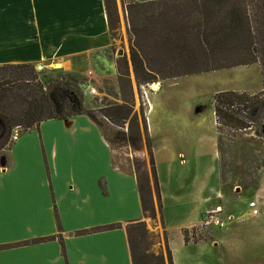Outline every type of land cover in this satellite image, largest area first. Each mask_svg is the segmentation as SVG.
I'll use <instances>...</instances> for the list:
<instances>
[{"label":"crops","instance_id":"1","mask_svg":"<svg viewBox=\"0 0 264 264\" xmlns=\"http://www.w3.org/2000/svg\"><path fill=\"white\" fill-rule=\"evenodd\" d=\"M114 44L105 0H0V65L84 71L79 79L102 82L113 71L118 76ZM246 66L262 73L259 63ZM150 105L151 143L158 103ZM179 141L162 172L160 150L152 147L173 264H264V198L257 195L259 214L248 206L251 199L235 216L240 196L220 186L218 132L208 150L188 136ZM216 208L226 225L202 227ZM145 217L138 176L114 163L112 147L87 114L44 120L0 152V264H133L127 227Z\"/></svg>","mask_w":264,"mask_h":264},{"label":"rangeland","instance_id":"2","mask_svg":"<svg viewBox=\"0 0 264 264\" xmlns=\"http://www.w3.org/2000/svg\"><path fill=\"white\" fill-rule=\"evenodd\" d=\"M194 2L199 3L196 5ZM201 2L207 1L171 0L151 6L148 13H140L138 10L130 13L126 8L127 0H111L110 17L114 27L115 44L110 56L117 61V79L113 71L111 76L108 74L102 82L98 80L94 82L87 75L88 79L83 80L82 84L86 96V109L91 112L93 119L112 147L114 163L122 170L138 176L147 210L143 220L144 227L131 231L136 252L154 254V256L162 255L164 264H169L168 235L161 223L162 204H158V186L152 162L154 159L148 147L146 130L148 105L146 99L142 97L139 85L141 83L131 62V49L135 47L139 52L144 61L146 73L154 71L158 74L155 82H152V78L141 73V80L148 78L151 81L143 82L149 84L146 88L147 97L151 103H158L151 116L155 129L152 147L155 146L157 150H160L158 151V170L161 172L166 171L164 165L169 157V150L177 151L176 148L183 146L180 145L181 138L188 136L189 139L195 140L196 146L197 144L200 147L206 145V150L210 148L212 136L215 132L217 133L215 113L211 105L216 93L242 92V89H254L257 93L264 87L261 70L254 66H236L203 72L204 68L209 66L238 61L242 59V55L236 50H224L222 54L210 53L209 55H213L211 58L194 53L192 47L197 49V45L190 44L193 42L192 34L195 32L191 18L193 16L200 18L201 14L206 13L207 10ZM218 8L216 7V10ZM170 34L172 35L169 36ZM186 37L189 38V42L184 40ZM34 70L39 73L38 78L43 79L44 73L49 75L55 68L38 65L34 67ZM187 71L194 74L167 79L161 83V79L169 74ZM84 73L83 71L74 74L83 79ZM121 74H124L126 78L120 80ZM22 75H27L26 79L31 76L30 73L24 72ZM92 87L96 89L94 94L90 91ZM10 88L12 91L9 92V96L15 104L14 112L17 116L26 93L18 87ZM122 104L131 111L126 119H122L126 117L124 111L118 109ZM150 109H152L151 105ZM106 113L111 114L106 117L104 115ZM255 130L256 128L232 133L236 135L235 139L232 137L234 141H230L228 135L223 136L225 143L232 144L230 152L225 155L226 171L231 170L230 165L233 167L249 165V169H245L246 172L257 174L260 172L258 187L253 189L245 186L250 183V178L245 177L246 174L229 176L225 182H222L218 164L220 186L225 195L239 194L240 196L234 201L235 216L247 211V203L251 199L257 202L261 210L257 195L264 198V126L263 137ZM22 132V128L16 127L14 134L20 135ZM2 138L3 132H0V141ZM208 159L210 160L211 157L208 156ZM151 258L146 264H159L157 259Z\"/></svg>","mask_w":264,"mask_h":264},{"label":"trees","instance_id":"3","mask_svg":"<svg viewBox=\"0 0 264 264\" xmlns=\"http://www.w3.org/2000/svg\"><path fill=\"white\" fill-rule=\"evenodd\" d=\"M170 1L171 0L138 2L135 0H127L128 4H126V8L130 13L135 10H138L140 13H148L151 6ZM204 1L207 2H201V5L207 10L206 13L201 14L200 18H196L195 16L191 18L195 32L192 34L193 42L190 44L197 45V49L191 46L194 53L198 56L203 54L207 58H211L213 55H209L210 53L214 54L215 52H219L222 54L221 52L224 50H236L242 55V59L225 65L218 64L216 66H209L204 68L203 72L259 63L262 67V75L264 78V0ZM105 2L110 17L111 0H105ZM194 3L198 5L199 2ZM216 7L219 8L216 10ZM110 27L112 36L115 38L111 17ZM171 35L172 34L169 36ZM185 39L189 42V38L186 37L184 40ZM131 62L137 78L139 79L138 81L141 83L139 84L140 87L148 85V83L143 82H151L148 78L141 80V73L146 74L152 78V82H155L158 74L154 71L145 72L144 61L135 47L131 49ZM34 67L35 66L31 64L0 65V132H3V138L0 141V152L5 150L8 146L9 149L12 145V141L16 135L14 134L16 127H20L23 131H27L39 126L42 121L47 119H62L80 114H87L93 118L91 112L88 111L85 106L86 96L82 88V84L84 83L83 80H80L74 74L62 69H55L50 72L49 75L40 72V74H43V79H39V73L35 72ZM23 72L27 74L30 73L31 76L26 79L25 77H27V75H22ZM190 74H194V72H177L169 74L161 80L178 78ZM124 78H126V76L121 74L120 80ZM18 82H21V84H17ZM10 87H18L19 89H23L26 93V96L23 98L21 110H19L17 116H15L16 112H14L15 104L10 100L9 96V92L12 91ZM211 105L214 109L217 124L218 164L222 182H225L229 176L236 177L239 174H246L247 176L245 177L250 178V183L245 186L256 189L260 180V172L258 174L246 172L245 169H249V165H242L241 167H233V165H230L232 167H230L231 170H225V167H227L224 163L225 155L230 152L232 144L225 143L223 136L228 135L230 136V141H234L236 135H232V133L235 134L247 129L256 128L255 131L259 132L260 136L263 137L264 87L261 91L253 94L238 91L216 93L213 96ZM118 109L124 111L126 115V117H122V119H126L131 112L124 104L120 105ZM110 114L111 113H106L104 115L108 117ZM226 145H228V147H225ZM148 147L151 157L154 159L149 139ZM152 162L154 165V160ZM157 186L159 188L158 181ZM142 203L144 212H146L147 206L143 197ZM112 227H114V225L109 226V228ZM143 227V221L132 223L127 227L133 264H146L147 260L149 261L151 257V259H157L159 264H162V262L164 264L162 255L154 256V254H139L136 252L131 237V231ZM168 262L169 264H173L170 250L168 253Z\"/></svg>","mask_w":264,"mask_h":264},{"label":"built area","instance_id":"4","mask_svg":"<svg viewBox=\"0 0 264 264\" xmlns=\"http://www.w3.org/2000/svg\"><path fill=\"white\" fill-rule=\"evenodd\" d=\"M91 73V72H90ZM149 86L146 85V86H141V91H142V97L143 99H146V102H147V105H148V109L150 107V102H149V99L147 97V90L146 88ZM91 93L94 94L96 92V89L95 88H91L90 89ZM18 135L16 134L14 136V139L17 137ZM249 207L252 208V213L253 214H259V208H258V204L255 200L251 201L249 203ZM222 212V209L221 208H216L214 210H211V211H208L206 212V216L204 218V220L202 221V224L201 226L202 227H208L210 225H217L219 227H224L226 225V223L219 217L220 213Z\"/></svg>","mask_w":264,"mask_h":264}]
</instances>
